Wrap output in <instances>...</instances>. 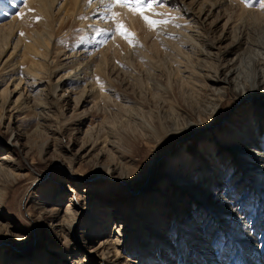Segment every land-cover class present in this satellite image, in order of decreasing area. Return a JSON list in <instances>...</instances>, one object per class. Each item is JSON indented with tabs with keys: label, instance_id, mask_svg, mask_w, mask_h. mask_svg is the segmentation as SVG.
<instances>
[{
	"label": "rangeland",
	"instance_id": "1",
	"mask_svg": "<svg viewBox=\"0 0 264 264\" xmlns=\"http://www.w3.org/2000/svg\"><path fill=\"white\" fill-rule=\"evenodd\" d=\"M26 1L21 0L11 15L0 20V40L10 42L0 62V167L4 168L0 171V264H39L30 255L31 249L38 248L42 264H100L103 257L93 249L116 236L126 245H118L110 252L121 253L123 264H160L156 245L162 239L174 245L173 264L182 259L183 264L185 260L188 264H220L216 263L220 258L208 253L216 247L224 249L228 261L233 257L234 262L242 264L236 255L242 249L239 254L246 253V244L238 249L232 243H244L251 237L264 243V99H242L238 89L263 90V85L257 84L259 69L255 74L254 67L249 66L240 78H232L222 70L219 75L228 82L216 87L210 80L202 91L199 75L189 79L188 72L195 61L186 58L190 48L182 45V36L160 33L159 27L150 30L133 10L127 14L121 7L115 8L118 19L135 34L138 44L135 39L129 44L119 33H112L102 44L89 47L91 52L81 53L74 49L84 41L79 24L71 22V17L68 21L58 19V7L64 0L54 7L58 22L53 25L45 14L27 23L28 16L21 10ZM68 1L71 8L74 0ZM200 1L185 0L188 6L195 4V9ZM233 1L238 5L233 8L236 11L246 3ZM255 1L251 7L257 8L263 2ZM231 11L227 4L218 14L215 11L209 19L204 17V23L209 26L220 17L219 36ZM16 14L23 16L12 22ZM169 24L163 26L173 28ZM35 31L41 37H53L51 46L57 53L41 60L45 63L53 59L55 66L43 85L37 87L43 90L42 95L35 92L37 89L32 93L24 90L26 82L32 83L19 72V67L27 68L25 63L16 65L13 79L5 74L14 69L5 60L19 37L30 42ZM18 53L13 59L20 58ZM73 60H90L93 68L97 66L88 78L96 88L87 99L80 95L85 83L56 88L54 95L60 101L47 111L48 120H43L39 115L42 110L35 103L41 101V96L46 102L52 100L45 95L49 87L59 83L66 71L79 69L78 64L71 68L60 66V62L69 64ZM20 77L23 82L16 87ZM5 88L9 95L2 93ZM174 115L179 116L178 123ZM186 124L196 128L174 134L175 129ZM50 127L58 130L53 132ZM244 134L249 137L244 138ZM239 141L247 142L249 147L234 153L232 148ZM84 142L81 153L79 148ZM244 154L251 155L250 164L245 163ZM69 160H73V174L65 170ZM111 162L121 168L109 178L105 174ZM79 175L85 182L76 187L71 179ZM114 176L123 177L130 188ZM180 183L185 184L187 192L177 190L178 186L181 189ZM73 186L75 192L71 190ZM58 189L63 194L59 200L50 197L46 201V196ZM199 196L208 197L209 203L203 206L197 201ZM211 204L223 208L221 215L208 209ZM229 207L235 214L226 215ZM67 209L76 211L81 218L65 232V238L62 229L51 223L57 217L62 219ZM183 214L187 216L181 222ZM103 216L108 219L104 231L99 224ZM66 219L65 216L64 224ZM120 224L125 226L124 232L115 233ZM256 226L262 230L260 235ZM91 227L93 236L92 232L86 235L88 242L83 244L80 238L84 239ZM128 249L135 255L127 253Z\"/></svg>",
	"mask_w": 264,
	"mask_h": 264
},
{
	"label": "bare ground",
	"instance_id": "2",
	"mask_svg": "<svg viewBox=\"0 0 264 264\" xmlns=\"http://www.w3.org/2000/svg\"><path fill=\"white\" fill-rule=\"evenodd\" d=\"M20 1L21 0H0V20L1 18L4 19L5 15L7 14L8 16L9 14L11 15L13 13V10H15V6H17ZM194 1L197 3L200 0H194ZM201 1H200L201 4L198 6L197 9H195L194 8V6H196L195 4H193L194 6H188L185 0H171V1L170 0H154L153 2L150 0V2L153 3L154 5V10L151 12L146 11L145 14L149 15L153 19H161V20L167 19L169 17L163 16V15H157V13H167L170 15V17L172 18V23H170L169 25L170 26L173 25V28H171L172 26L170 28H166L163 25H160L158 26L159 27L158 30L160 31V33H166L170 36H175V35L182 36V37H179V40L181 41L182 45L184 47L190 48V52L186 53L187 56L185 55L186 58L188 60H190V58L191 59L194 58V61H195L194 64L192 63L193 65L191 67L193 68V70L191 69V71L188 72L185 70L186 69L185 68L184 69L185 71L184 70L183 71L186 74L188 72L189 79H191L194 75H199L201 77V83L202 82L203 83L201 84L199 82L200 83L199 86L201 88L200 90L203 91L204 90L203 88L206 86L204 84L209 83L210 80L212 81V85L213 86L215 85L216 87L219 86L220 84L227 83L228 82L227 79L222 78L219 75L222 70L225 71L223 74H226V75L230 74L232 78H236V77L240 78L241 76L240 73L243 72L249 66L254 67V73L257 71V69H259L258 70L259 75H257L259 79H258L257 84L259 86L263 85L262 87H264V9H261L260 6L257 8L249 7V6H246L247 3H243V5L240 6V8L236 11V10H233V8H237L238 5L233 0H203L202 2ZM109 2H111V0H104L105 5ZM255 2H256L255 0H250L249 4L253 5ZM56 3H59V0H27L25 5L21 8V10H24L23 14L26 13V17L28 16L27 23L32 21L39 14H41L43 17L46 15L50 19L51 25H53L54 22H58V19H59V22H61L71 17L73 19L71 22L75 20L74 22H77L79 24V28H81L82 33H83L82 36H84L83 37L84 41L82 43H79L80 45L78 44L77 47H74V49H78V51H83L81 53H87L90 51L88 50L89 47H95L97 45L102 44L107 38L111 36V34L113 33L115 29V23L113 21L105 20L101 18L102 16L106 14V9H105V6L101 4L100 0H93V3L90 7L87 5V0H74L73 3L71 4V8L67 6V4H69V1L64 0V2L58 7L59 8L58 12L61 11L60 13L63 14V16L60 17L61 16L60 14L58 19L54 17L55 15L54 7ZM262 3H264V0ZM227 4H229V6L231 7L232 13L230 17L224 23L222 32L219 34V36H216L218 32L217 31L218 22H219L218 20H220V17L217 16V19H216L217 22H213L209 24V26L205 25L204 20L209 19L210 15L214 13L215 11H217V14H218L221 11V9L224 8ZM121 10H124V11L126 10L127 14H129L128 8L121 7ZM113 11L116 12L115 9H113ZM23 14L14 15L12 18V22H15L18 19H20L23 16ZM137 15L139 16L140 19H142V17L140 16L138 12H137ZM81 17H87V19H82ZM91 33H93V35ZM45 37L46 38L41 37L40 34H36V31H35V35L32 36V39L30 40V42L26 41L23 37L21 38L19 37V41L16 43V45H14V49L11 52V55L9 56V58L5 60V62L10 61V64H11L10 66L12 68L14 67V69H12L11 72L5 73L11 79H13L16 76L15 75L16 70H17L16 65H18L19 67L20 63L21 64L25 63V66L27 68L23 69L19 67V72L20 74H23L24 76H28L29 79L32 80V83L26 82V87H24V90L26 89V91H29L31 93L34 92L37 89V87L43 85L45 76L47 77L51 75L53 71L55 70L54 69L55 66L54 67L52 66L53 61H54L53 59H46L45 63L41 62V60H43L42 58L47 57L49 54L51 56H53L54 54H57L55 51H53V48L51 46L53 44L52 42L53 37L49 35H46ZM1 38L3 39V36H1ZM225 41H229V43L226 44L227 45L226 47H221L220 44H222ZM164 43L166 44V46L169 45V41L167 40H165ZM0 44H1L0 45V62H1L3 55L5 54L4 51L10 46V42L8 39H4L0 42ZM39 48L42 49V51H40ZM18 51H20V58L19 59L17 58V60L13 59L17 55H19ZM234 54L236 56L234 57V59L229 57ZM75 57H77V55ZM77 60L70 61L69 64L67 62L65 63L60 62V66L62 67L70 66L71 68H73L75 64H78L79 69L77 70L75 68L73 70L70 69L66 71L64 76L60 80H58L59 83L49 87V92L45 95L46 96L49 95L52 98L51 101L46 102L45 100L42 99V96H41V101L35 103L37 108H40L42 110L39 112V115L43 120H46V119L48 120L47 111H50L51 108L53 107L55 108L56 102L60 101V99H57V97L55 98L56 95H54L56 88H61V86H67L68 88L70 83H73L74 87H78L80 86V84L85 83L84 87L81 88L82 90H80L81 99L89 98L90 91L91 90L93 91V89L96 88V84H94L92 81L88 82V78H90V76L93 75L94 69L97 66L93 68L92 67L93 65L90 62V60L89 62H86V63L77 62ZM38 65L43 66L45 70H39ZM186 66H187V63H186ZM98 68L100 69L99 66ZM187 70H188V67H187ZM65 79H69L68 82H65L66 84L64 83ZM22 80L23 79L20 77L19 78L20 83H18L16 87L21 85V82H23ZM238 89L240 90V96L242 99H253V98L254 99H264V89L263 90L254 89L248 92L243 87L242 88L239 87ZM42 91H43L42 89H37V91L35 92L36 93L39 92L40 95H42L43 94ZM5 92L8 93L9 95L7 88L3 89L2 91V93H5ZM261 96L263 97L261 98ZM44 113H46V115H44ZM172 117H174L173 118L174 122L178 123L179 116L177 117L174 115ZM193 128L194 129L196 128L194 127V124L193 125L186 124L182 128L175 129L174 134L188 132V131H191ZM50 129L51 131L54 130L53 132H56L58 130V127H57V130L53 129V127H50ZM12 137L13 135H11L10 139H12ZM248 137L249 135L244 134V138H248ZM97 143L98 142H94L95 145ZM244 146L249 147L247 142L239 141L236 147L232 148V151L234 153H238L239 151L238 149L244 148ZM112 147L114 146L112 145ZM79 149H80V152L82 153V151L85 149V142L84 144L80 145ZM244 150L245 149H242V151ZM244 155H245V158H244L245 163L250 164V162L253 160V159H249L251 158V155L249 154H244ZM254 160L258 161L255 158ZM238 161H239L238 164H240L242 167L244 164L243 165L241 164L240 159H238ZM72 163H73V160L72 161L69 160L68 166L65 165L67 167V169H65L67 170V172H70V173L73 172V169H70V166H72ZM108 165L109 166L106 169L105 176L107 177L109 176V178H110V175L112 176L111 173L117 172L121 168L120 165L118 166L116 164H113L112 162ZM2 170H4V168L0 167V171ZM249 175L252 178L253 176L255 178L256 177L259 178L257 175H254V174L253 175L249 174ZM81 177L83 176L79 175V178L77 179L76 178L74 179L73 177L71 179V181L73 182V185H75L76 187H79L80 185L84 184L85 181H83V178ZM114 178L121 180L120 183L122 182L125 183L124 182L125 179L123 177L119 178L118 176H114ZM125 184L127 187H129L127 183ZM180 184H181V189L178 186L177 190L179 192L181 191L187 192L185 184L183 183H180ZM76 187L74 186L71 187L72 192H75L77 190ZM49 189H46V195ZM61 195L63 194L61 190L58 189L52 194V196L51 195H49V197L46 196L47 197L46 201H48V198L51 197L52 199L53 197L55 198L57 202L59 198L61 197ZM262 196H264V193H262ZM197 201L202 203L203 206L209 203L208 197L203 199L201 196H199V198H197ZM247 205H249V203ZM171 207L175 208V205L172 204ZM208 209L215 210V213L217 214L218 212L219 215H221V212L223 211L222 207L218 209L213 204H211V206H209ZM225 209L226 208H224V210ZM233 213L235 214L233 208L229 207L226 212V215H231ZM65 216L67 218L66 221H68L66 222V224H64ZM186 216L187 214H183L182 217L180 218V221L183 222ZM80 218H81L80 215L76 213V211L67 209L62 219L57 217L56 219H53L55 222L51 224L53 226H56L62 229L63 231L62 234L65 237L66 235L65 232L67 230L68 231L72 230V228L74 227L73 224L77 221L79 222ZM107 222H108V219L105 216L100 217V223H99L100 230L102 231L106 230V227L108 224ZM81 223H86V222L81 219ZM124 225L123 224L117 225L114 232L115 233L124 232L125 226H126ZM88 226H92V224ZM248 227L251 228V226H248ZM259 229L260 227L256 226L255 230L259 231ZM261 231L262 230L258 232L259 235L261 234ZM91 232L92 234L90 235ZM93 232L94 231L92 230V227H91L89 234H85V236H83L84 239H82V237L80 238L83 244H86L88 242V240L85 239L86 235L93 236ZM121 241L122 240H120L117 236L115 237L114 240L111 238H108V239L103 240L101 244H99L98 246H96V248L93 249L94 251H100L99 253L103 257L102 258L103 260L101 259L100 264H123L122 259H121L122 258L121 253H119V255L118 253L117 255L115 254L111 255V252H110L112 248L115 249L116 247H118V245H120L119 247H121V245L125 247L126 244ZM245 242L244 243H239V242L232 243L235 246L237 245V248L241 245L242 247H244L246 244L245 250L247 251L246 253L244 252V255L239 254L243 250L242 249L239 252L238 250L239 248L237 249L239 253L237 255L236 253L234 254L237 256V260L239 261L240 259L242 261V264H256V261L260 262L259 264H264V243L260 244L259 238L254 239L253 237H251L250 240L248 239L246 243ZM156 247H157L158 255H160L161 257L160 264L176 263L172 261V257H174V253H175L173 250L174 245H171V243L169 242L166 243L162 239L160 244H157ZM208 251H209L208 253L211 256L213 255L217 257V259L220 258V260H218L216 263L221 264L225 262L229 264H238L237 262L233 261V257L229 258V261L228 259H226L227 257L224 258V249L221 247L212 248V250H208ZM126 252L129 254L132 253V255L135 253L130 249H128V251ZM30 253L34 261H38L39 264H42L41 250L39 248L31 249ZM140 253L141 252H139L138 257L142 258ZM183 253L187 256L189 254V253H186L185 251H183ZM183 261L184 260L182 259V261H179L178 264H180V262L181 264H183ZM184 264H188V261L185 260Z\"/></svg>",
	"mask_w": 264,
	"mask_h": 264
},
{
	"label": "snow or ice",
	"instance_id": "3",
	"mask_svg": "<svg viewBox=\"0 0 264 264\" xmlns=\"http://www.w3.org/2000/svg\"><path fill=\"white\" fill-rule=\"evenodd\" d=\"M101 4L105 6L106 14L102 16V19L110 20L115 23V29L113 31V35L119 33L124 39H126L129 44L133 43V40H136L138 44V38L135 37V34L132 33L127 26L123 23L122 20L118 19V13H115L113 9L117 6L122 8H128L133 10V14L139 13L142 19L145 21L146 25L150 30H155L160 25H167L172 23V18L167 13H157V15L168 16L167 19H153L149 15H146L145 12H151L154 10V5L151 2H146V0H111V2L104 4V0H100ZM93 3V0H87V5L90 7ZM247 3V0H246ZM247 6L251 7V4H247ZM261 9H264V3L260 4ZM82 19H87V17H81ZM142 47V45H139Z\"/></svg>",
	"mask_w": 264,
	"mask_h": 264
},
{
	"label": "water",
	"instance_id": "4",
	"mask_svg": "<svg viewBox=\"0 0 264 264\" xmlns=\"http://www.w3.org/2000/svg\"><path fill=\"white\" fill-rule=\"evenodd\" d=\"M123 183V182H122ZM123 184H125V183H123ZM126 185V184H125Z\"/></svg>",
	"mask_w": 264,
	"mask_h": 264
}]
</instances>
